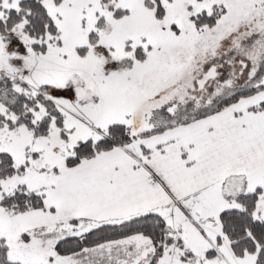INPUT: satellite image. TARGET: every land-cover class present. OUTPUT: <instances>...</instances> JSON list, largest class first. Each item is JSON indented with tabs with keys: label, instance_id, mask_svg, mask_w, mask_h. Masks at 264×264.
<instances>
[{
	"label": "snow or ice",
	"instance_id": "snow-or-ice-1",
	"mask_svg": "<svg viewBox=\"0 0 264 264\" xmlns=\"http://www.w3.org/2000/svg\"><path fill=\"white\" fill-rule=\"evenodd\" d=\"M0 264H264V0H0Z\"/></svg>",
	"mask_w": 264,
	"mask_h": 264
}]
</instances>
